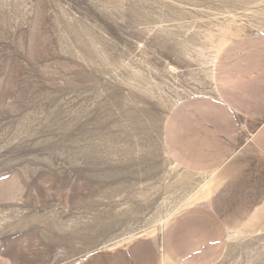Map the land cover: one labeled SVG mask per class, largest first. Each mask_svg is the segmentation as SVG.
Instances as JSON below:
<instances>
[{
    "label": "rangeland",
    "instance_id": "rangeland-1",
    "mask_svg": "<svg viewBox=\"0 0 264 264\" xmlns=\"http://www.w3.org/2000/svg\"><path fill=\"white\" fill-rule=\"evenodd\" d=\"M253 34L264 0H0V264L159 242L200 191L165 120ZM229 240L218 264H264V233Z\"/></svg>",
    "mask_w": 264,
    "mask_h": 264
},
{
    "label": "crops",
    "instance_id": "crops-1",
    "mask_svg": "<svg viewBox=\"0 0 264 264\" xmlns=\"http://www.w3.org/2000/svg\"><path fill=\"white\" fill-rule=\"evenodd\" d=\"M213 85L174 106L163 127L165 151L197 178L199 199L170 216L159 242L132 239L75 264H218L231 235L264 233V34L225 45Z\"/></svg>",
    "mask_w": 264,
    "mask_h": 264
}]
</instances>
